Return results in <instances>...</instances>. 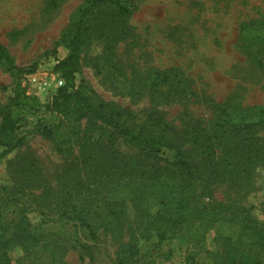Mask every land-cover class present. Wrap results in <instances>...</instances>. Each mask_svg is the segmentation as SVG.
Segmentation results:
<instances>
[{"label":"rangeland","instance_id":"374dc122","mask_svg":"<svg viewBox=\"0 0 264 264\" xmlns=\"http://www.w3.org/2000/svg\"><path fill=\"white\" fill-rule=\"evenodd\" d=\"M82 1L0 0V43L17 65L30 68L38 64L34 74L52 76L58 59L68 55L66 48H56L57 40ZM126 2L133 12L125 16L124 32L110 50H105L106 42L97 38L83 48L78 81L85 78L104 99L130 111L129 124L142 125L154 113L174 125L178 135L194 128L205 138L214 133L221 106L246 114L256 106H264V0ZM245 25L251 28L247 29L249 33ZM155 71H165L170 76L160 87L161 94L168 93V98L157 101L148 93L132 97L129 85L144 90ZM28 75L23 76L24 85ZM13 87L14 78L0 61V102L9 101ZM27 92L39 99L41 108L21 114L19 131L26 135V143L0 160V191L7 187L27 202L25 216L30 229L52 240L60 258L52 262L45 253L34 257L31 249L27 253L23 244L12 241V264H119L120 250L130 242L128 235L117 240L96 223L98 237L93 239L74 221L58 219L55 207L74 189L79 175L93 177L94 167L83 161L85 150L93 151L101 139H107V134L102 135L101 128L82 121L79 134L73 135L69 118L47 110L53 96L28 85ZM61 119L66 121V137L74 140L65 151L41 133V127ZM253 143L261 147L264 132H259ZM115 147L126 159L135 153L122 140ZM218 150L217 167L222 177L215 176L210 182L195 181L191 187L193 199L220 209L234 205L249 208L264 224V167H229L225 150ZM157 196L156 192L155 199L148 198L152 212L161 206ZM22 210L15 205L5 208L8 234L23 227ZM222 235L237 236L238 230L220 222L209 229L206 246L211 254L179 242L170 231L165 239L153 232L150 239H141L128 250L127 256L136 252L123 264H228Z\"/></svg>","mask_w":264,"mask_h":264},{"label":"trees","instance_id":"16d2710c","mask_svg":"<svg viewBox=\"0 0 264 264\" xmlns=\"http://www.w3.org/2000/svg\"><path fill=\"white\" fill-rule=\"evenodd\" d=\"M132 12L126 0H83L57 40L56 48L62 46L68 50V55L58 59L54 69L65 84L48 102L47 110L69 118L73 135L79 134L82 121L101 128L102 135L107 134V139H101L93 151L85 150L83 161L94 167L95 174L91 178L79 175L74 189L56 202L58 219L74 221L93 239L98 237L96 223L117 240L128 235L130 242L121 248L119 264L136 252L126 255L137 241L150 239L153 232L165 239L170 231L179 242L193 244L212 254L206 246L207 233L217 222L227 223L238 230L237 236L220 237L228 264H264V224L255 218L251 209L235 205L220 209L208 203L199 204L191 193L195 181L210 182L215 176L222 177L217 167L220 147L225 150L229 167H264V143L261 147H254L253 143L259 132H264V106H256L251 114L221 106L214 133L202 138L193 128L178 135L174 125L154 113L149 114L142 125L129 124L130 111L104 99L85 78L78 81L83 48L97 38L106 42L105 50H110L124 32L125 16ZM243 28L251 31L249 25ZM0 61L14 78L9 101L0 102L1 160L25 145L26 135L19 131L21 114L40 110L41 103L23 84V76L38 71V64L30 68L17 65L2 43ZM167 74L155 71L144 90L130 84L128 92L134 98L146 93L157 101L168 98L169 94H161L160 89L170 79ZM65 122L61 119L41 127V133L53 140L61 151L70 148L69 144L74 141L66 137ZM119 140L135 150L128 159L115 147ZM249 150L250 154L246 153ZM156 192L161 206L157 212H152L148 198L155 199ZM13 205L23 209V227L10 235L4 210ZM26 205L13 190L5 187L0 191V264H12L9 255L12 241L23 244L22 249L27 253L31 249L34 257L45 253L52 262L60 258V251L52 240L30 229L25 216Z\"/></svg>","mask_w":264,"mask_h":264},{"label":"built area","instance_id":"2783aa9c","mask_svg":"<svg viewBox=\"0 0 264 264\" xmlns=\"http://www.w3.org/2000/svg\"><path fill=\"white\" fill-rule=\"evenodd\" d=\"M51 75L52 76L49 77H42L41 75L31 73L27 76V84H25V86L27 87L28 85L30 89H36L38 92L43 90L49 94L48 96L52 97L57 93L58 89L65 84V80L60 73L55 72ZM33 93H35V91H33Z\"/></svg>","mask_w":264,"mask_h":264}]
</instances>
